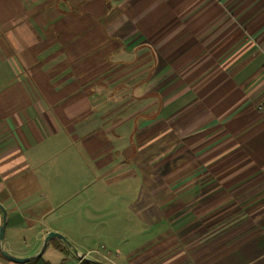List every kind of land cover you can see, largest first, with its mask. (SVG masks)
I'll list each match as a JSON object with an SVG mask.
<instances>
[{
	"label": "crops",
	"instance_id": "0c3cea01",
	"mask_svg": "<svg viewBox=\"0 0 264 264\" xmlns=\"http://www.w3.org/2000/svg\"><path fill=\"white\" fill-rule=\"evenodd\" d=\"M0 202V264H264V0H0Z\"/></svg>",
	"mask_w": 264,
	"mask_h": 264
},
{
	"label": "water",
	"instance_id": "95a60500",
	"mask_svg": "<svg viewBox=\"0 0 264 264\" xmlns=\"http://www.w3.org/2000/svg\"><path fill=\"white\" fill-rule=\"evenodd\" d=\"M0 211H2L3 213V217H4V220H3V224L0 226V244H1V251L2 253L10 258V259H13V260H16V261H21V262H27V261H30L31 259L34 258V256H28V257H18V256H15V255H12L10 254L3 246V239H4V232H5V228H6V221H7V216H8V211L6 209V207L0 202ZM52 236H58L60 238H62L63 240H65L70 246H72V243L68 240V238L62 234L61 232H58V231H50L47 236H46V239H45V243H44V246L42 248V250H44V248L46 247L49 239L52 237ZM74 250L76 252H78L77 248H74ZM79 253V252H78ZM79 257L83 260V259H86V260H90V261H93L94 263L96 264H114V263H109V262H106V261H103V260H99V259H96V258H92V257H89L88 255L86 254H82L80 253L79 254Z\"/></svg>",
	"mask_w": 264,
	"mask_h": 264
},
{
	"label": "trees",
	"instance_id": "16d2710c",
	"mask_svg": "<svg viewBox=\"0 0 264 264\" xmlns=\"http://www.w3.org/2000/svg\"><path fill=\"white\" fill-rule=\"evenodd\" d=\"M80 264H96V263H94L93 261H90V260L83 259V260H81Z\"/></svg>",
	"mask_w": 264,
	"mask_h": 264
},
{
	"label": "built area",
	"instance_id": "2783aa9c",
	"mask_svg": "<svg viewBox=\"0 0 264 264\" xmlns=\"http://www.w3.org/2000/svg\"><path fill=\"white\" fill-rule=\"evenodd\" d=\"M93 252H99L98 250H89L86 255H89L90 253H93Z\"/></svg>",
	"mask_w": 264,
	"mask_h": 264
}]
</instances>
